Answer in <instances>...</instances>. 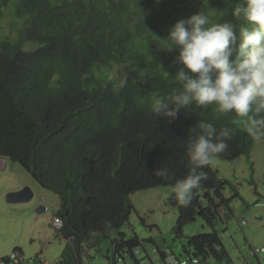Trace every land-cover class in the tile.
Masks as SVG:
<instances>
[{"label": "trees", "instance_id": "obj_1", "mask_svg": "<svg viewBox=\"0 0 264 264\" xmlns=\"http://www.w3.org/2000/svg\"><path fill=\"white\" fill-rule=\"evenodd\" d=\"M232 7L233 0L207 6L203 0H0V158L20 164L60 197L59 232L73 242L62 262L81 264L92 233L106 236L129 224L131 194L174 186L187 175V145L200 121L217 132L233 129L227 150L216 157L250 155L258 141L245 130L248 117L195 105L175 119L150 110L153 95L179 90L174 75L183 67L178 50L161 49L159 38L201 10L233 22L239 35ZM7 17L12 35L4 33ZM157 168L167 169L168 177L156 176ZM200 171L207 179L190 204L171 201L179 210L175 230L182 233L200 216L213 231L189 237L187 256L229 264L214 229L221 211H232V198L224 194L229 181L211 165ZM119 235L112 241L113 264L126 254L140 264L139 238Z\"/></svg>", "mask_w": 264, "mask_h": 264}, {"label": "rangeland", "instance_id": "obj_2", "mask_svg": "<svg viewBox=\"0 0 264 264\" xmlns=\"http://www.w3.org/2000/svg\"><path fill=\"white\" fill-rule=\"evenodd\" d=\"M12 10L13 6L7 15ZM9 22L7 17L4 33L12 35ZM211 167L220 178L229 181L224 194L232 198V211L222 210L214 226L228 252L229 264H264V251H260L264 248V140L252 145L249 156L236 160L215 157ZM25 187L34 193L30 202H7L8 193ZM173 187L149 188L130 195L135 210L129 224L119 231L125 234L126 240L139 238L137 257L145 258L147 264H151L150 257H156L157 251L187 257L189 237L213 231L200 216L186 224L182 233L175 230L179 210L171 203L175 198ZM60 205V197L40 185L20 164L0 158V259L21 249L28 258L42 254L51 263L62 262L64 250L73 242L63 238L53 225ZM41 206L45 211L38 213ZM119 231H109L106 236L92 233L90 245H82L81 264H113L112 241L120 240ZM125 256L120 264H137L130 255ZM207 264L216 263L209 260Z\"/></svg>", "mask_w": 264, "mask_h": 264}, {"label": "clouds", "instance_id": "obj_3", "mask_svg": "<svg viewBox=\"0 0 264 264\" xmlns=\"http://www.w3.org/2000/svg\"><path fill=\"white\" fill-rule=\"evenodd\" d=\"M208 2L203 0L205 6ZM214 15L198 11L178 20L166 38L158 37L161 49L178 50L175 59L183 67L174 75L179 90L153 95L150 110L158 117L175 119L180 109L195 105L211 107L219 115L248 117L245 130L260 141L264 139V0H233L231 15L239 22V35L236 24L216 20ZM198 128L187 145L191 167L173 187L181 206L190 204L194 189L207 179L200 169L226 151L227 140L233 137V129L225 126L217 132L211 122L200 121ZM154 174L167 178L169 173L157 168Z\"/></svg>", "mask_w": 264, "mask_h": 264}, {"label": "built area", "instance_id": "obj_4", "mask_svg": "<svg viewBox=\"0 0 264 264\" xmlns=\"http://www.w3.org/2000/svg\"><path fill=\"white\" fill-rule=\"evenodd\" d=\"M53 225L56 228V230L59 231L62 228L63 223L61 219L55 217L53 220ZM260 251H264V248H262ZM135 253L136 255H138L139 249L136 250ZM193 260H198L199 264H201L200 259L194 256L178 258L175 255H169V254L163 255L158 251L156 257H152V258L150 257L151 264H192ZM122 261L123 259L119 256L117 257V262L115 264H120ZM0 264H67V263L65 262L51 263L47 260H44L42 254H40L38 258H28L21 249H15L10 255L1 258ZM140 264H147L146 259L145 258L141 259Z\"/></svg>", "mask_w": 264, "mask_h": 264}, {"label": "water", "instance_id": "obj_5", "mask_svg": "<svg viewBox=\"0 0 264 264\" xmlns=\"http://www.w3.org/2000/svg\"><path fill=\"white\" fill-rule=\"evenodd\" d=\"M34 193L29 187H25L22 190L11 192L6 195L7 202L10 204L27 203L33 199ZM45 211V207L38 208L37 212L42 213Z\"/></svg>", "mask_w": 264, "mask_h": 264}, {"label": "crops", "instance_id": "obj_6", "mask_svg": "<svg viewBox=\"0 0 264 264\" xmlns=\"http://www.w3.org/2000/svg\"><path fill=\"white\" fill-rule=\"evenodd\" d=\"M210 260L214 261L216 264H220V263L216 262L214 259H210ZM205 264H207V262Z\"/></svg>", "mask_w": 264, "mask_h": 264}]
</instances>
